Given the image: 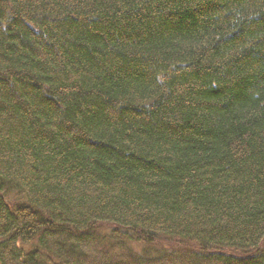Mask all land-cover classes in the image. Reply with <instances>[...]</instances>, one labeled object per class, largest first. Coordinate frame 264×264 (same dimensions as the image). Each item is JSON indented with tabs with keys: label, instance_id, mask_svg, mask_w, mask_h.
Returning a JSON list of instances; mask_svg holds the SVG:
<instances>
[{
	"label": "trees",
	"instance_id": "trees-1",
	"mask_svg": "<svg viewBox=\"0 0 264 264\" xmlns=\"http://www.w3.org/2000/svg\"><path fill=\"white\" fill-rule=\"evenodd\" d=\"M0 182V264H264V0H0Z\"/></svg>",
	"mask_w": 264,
	"mask_h": 264
},
{
	"label": "rangeland",
	"instance_id": "rangeland-1",
	"mask_svg": "<svg viewBox=\"0 0 264 264\" xmlns=\"http://www.w3.org/2000/svg\"><path fill=\"white\" fill-rule=\"evenodd\" d=\"M134 248H135L136 250H140V246H139V245L134 246Z\"/></svg>",
	"mask_w": 264,
	"mask_h": 264
},
{
	"label": "water",
	"instance_id": "water-1",
	"mask_svg": "<svg viewBox=\"0 0 264 264\" xmlns=\"http://www.w3.org/2000/svg\"><path fill=\"white\" fill-rule=\"evenodd\" d=\"M0 195H1V182H0Z\"/></svg>",
	"mask_w": 264,
	"mask_h": 264
}]
</instances>
